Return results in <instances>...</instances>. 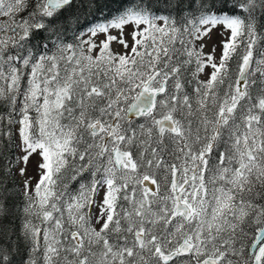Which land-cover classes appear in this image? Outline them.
Here are the masks:
<instances>
[{
    "label": "snow or ice",
    "instance_id": "snow-or-ice-1",
    "mask_svg": "<svg viewBox=\"0 0 264 264\" xmlns=\"http://www.w3.org/2000/svg\"><path fill=\"white\" fill-rule=\"evenodd\" d=\"M0 264H264V0H0Z\"/></svg>",
    "mask_w": 264,
    "mask_h": 264
},
{
    "label": "rangeland",
    "instance_id": "rangeland-1",
    "mask_svg": "<svg viewBox=\"0 0 264 264\" xmlns=\"http://www.w3.org/2000/svg\"><path fill=\"white\" fill-rule=\"evenodd\" d=\"M32 173V169L30 168V174Z\"/></svg>",
    "mask_w": 264,
    "mask_h": 264
}]
</instances>
